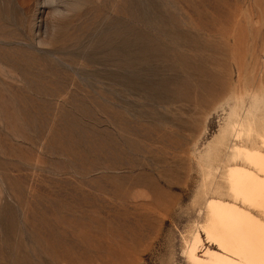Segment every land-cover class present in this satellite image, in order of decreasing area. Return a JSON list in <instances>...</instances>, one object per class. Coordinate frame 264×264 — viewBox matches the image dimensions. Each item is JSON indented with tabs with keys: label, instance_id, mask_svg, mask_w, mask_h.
I'll use <instances>...</instances> for the list:
<instances>
[{
	"label": "rangeland",
	"instance_id": "374dc122",
	"mask_svg": "<svg viewBox=\"0 0 264 264\" xmlns=\"http://www.w3.org/2000/svg\"><path fill=\"white\" fill-rule=\"evenodd\" d=\"M262 139L264 0H0V264H192Z\"/></svg>",
	"mask_w": 264,
	"mask_h": 264
},
{
	"label": "bare ground",
	"instance_id": "6f19581e",
	"mask_svg": "<svg viewBox=\"0 0 264 264\" xmlns=\"http://www.w3.org/2000/svg\"><path fill=\"white\" fill-rule=\"evenodd\" d=\"M249 124L234 125L236 137H251L255 130ZM229 150L244 164L230 166L223 176L235 202L207 201L201 227L212 245L200 255L203 240L197 232L187 246L192 264H264V151L243 146Z\"/></svg>",
	"mask_w": 264,
	"mask_h": 264
}]
</instances>
